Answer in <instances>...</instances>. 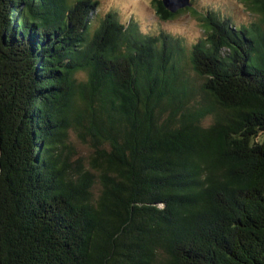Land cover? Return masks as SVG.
<instances>
[{
  "label": "trees",
  "instance_id": "1",
  "mask_svg": "<svg viewBox=\"0 0 264 264\" xmlns=\"http://www.w3.org/2000/svg\"><path fill=\"white\" fill-rule=\"evenodd\" d=\"M240 1L185 48L97 0H0V264H264V0Z\"/></svg>",
  "mask_w": 264,
  "mask_h": 264
},
{
  "label": "rangeland",
  "instance_id": "2",
  "mask_svg": "<svg viewBox=\"0 0 264 264\" xmlns=\"http://www.w3.org/2000/svg\"><path fill=\"white\" fill-rule=\"evenodd\" d=\"M156 0H97L96 16L113 12L122 22L133 21L143 33L159 34L161 32L178 37L185 48H189L197 39L203 36V28L198 14L213 10L223 15H229L236 23L249 22L252 12L240 0H192L196 11L190 8L179 12L169 20H163L155 12ZM94 12V14H95ZM69 139L74 141L79 154L88 150L79 141H75L72 130Z\"/></svg>",
  "mask_w": 264,
  "mask_h": 264
},
{
  "label": "water",
  "instance_id": "3",
  "mask_svg": "<svg viewBox=\"0 0 264 264\" xmlns=\"http://www.w3.org/2000/svg\"><path fill=\"white\" fill-rule=\"evenodd\" d=\"M163 6L172 13L191 5L190 0H161Z\"/></svg>",
  "mask_w": 264,
  "mask_h": 264
}]
</instances>
